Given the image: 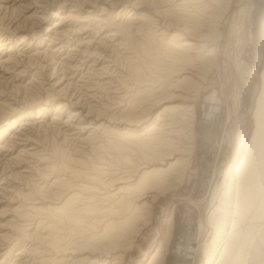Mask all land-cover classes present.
Here are the masks:
<instances>
[{
    "label": "bare ground",
    "instance_id": "1",
    "mask_svg": "<svg viewBox=\"0 0 264 264\" xmlns=\"http://www.w3.org/2000/svg\"><path fill=\"white\" fill-rule=\"evenodd\" d=\"M245 2L0 0V264H123L158 195L184 177L214 70L230 101L226 163L202 204L198 264H264V66L249 140L219 182L241 103L231 34ZM173 222L165 214L136 264H166Z\"/></svg>",
    "mask_w": 264,
    "mask_h": 264
},
{
    "label": "rangeland",
    "instance_id": "2",
    "mask_svg": "<svg viewBox=\"0 0 264 264\" xmlns=\"http://www.w3.org/2000/svg\"><path fill=\"white\" fill-rule=\"evenodd\" d=\"M245 4L243 11L238 12L234 33L232 31L231 34L232 54L235 52L242 58L243 86L239 110L230 126V164L219 180L222 186L221 192L233 175V170L243 155L244 146L253 129L251 104L264 66V0H246ZM55 11L60 10H48L44 27L48 28L53 24L55 17L52 14ZM246 37L249 41H246ZM224 72V78L230 81V69L226 68ZM220 76V73L214 70L209 75L198 99L195 100L194 150L184 177L178 184L168 187L158 195L152 207L150 224L140 232L123 264H136L137 258L149 255L158 237V227L165 214L170 213L174 222L166 264H198L202 204L210 193L220 162L223 165L226 163L221 158V143L224 129L226 130L230 101L227 90L219 81ZM42 103L46 102L42 101ZM60 148L63 150L65 148L62 146L57 148L61 156L63 151ZM212 233L213 228L208 226L206 237L208 239L203 245L207 254L212 252L207 244L213 237Z\"/></svg>",
    "mask_w": 264,
    "mask_h": 264
}]
</instances>
